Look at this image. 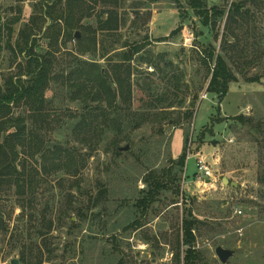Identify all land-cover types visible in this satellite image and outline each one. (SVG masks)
I'll return each instance as SVG.
<instances>
[{
    "label": "rangeland",
    "instance_id": "1",
    "mask_svg": "<svg viewBox=\"0 0 264 264\" xmlns=\"http://www.w3.org/2000/svg\"><path fill=\"white\" fill-rule=\"evenodd\" d=\"M42 1L0 0V89L21 62L14 51L18 31ZM80 2L85 28L97 29L109 12L119 24L117 30H96L98 50L85 59H95L110 73L124 51L132 55L130 46H143L131 61L133 106L129 110L118 101L106 133L82 138L70 123L83 111L67 89L50 84L45 98L51 125L41 128L38 121L37 133L68 146L72 156L62 169L48 168L44 174L40 159L30 160L28 165L42 174L33 194L20 196L7 186L0 190L5 225L0 264L12 259L21 264H183L185 248L178 241L188 211L197 221V264H222L217 247L233 251L226 264H264V0H207L209 9L223 12L212 27L194 15L187 0ZM177 28L175 36L161 41L158 35ZM78 33L85 38L88 32ZM36 40V52L52 56L55 66L68 59L66 51H77L75 40L64 44L63 34L56 41L40 35ZM209 48L226 60L236 78L221 102L207 92L210 72L203 60ZM168 103L175 107L163 112L160 107ZM91 107L96 109L97 102ZM13 114L25 115L26 108H12ZM238 116L259 131L233 120ZM174 133H183L182 150L207 157L215 187L199 179L191 156L186 173L172 166V186L142 213L134 205L143 197V178L178 158L173 156ZM116 145L129 148L117 154ZM223 177L235 186L224 185ZM135 220L139 228H129Z\"/></svg>",
    "mask_w": 264,
    "mask_h": 264
},
{
    "label": "trees",
    "instance_id": "2",
    "mask_svg": "<svg viewBox=\"0 0 264 264\" xmlns=\"http://www.w3.org/2000/svg\"><path fill=\"white\" fill-rule=\"evenodd\" d=\"M79 2V3H78ZM80 0H45L34 6V14L29 22L18 31L14 44V51L21 56V62L17 65V72L8 78L3 89H0V190L4 186L16 188L20 196L33 194L34 188L39 184L38 177L42 174L29 161L38 162L40 159V170L43 174L48 168L56 171L68 164L72 156V150L52 143L45 136L48 133H37L35 123L51 125L50 115L46 107L45 92L52 82L58 83L67 89L71 101L77 102L81 108V114L71 126L82 138L84 134L106 133L107 121L119 109L118 101L128 107L133 106V83L131 61L134 55L141 52L143 46H130L132 55L126 50L120 56L118 62L111 67L110 73L100 67L93 58L85 59L86 55L95 57L98 50L96 30L107 32L117 30L119 24L117 15L113 12L107 14V19L99 20L97 29L84 27L81 19L86 15L82 14ZM189 9L194 15L203 20L205 26H213L216 21L222 18L223 12L217 11L214 7L208 8L207 0H187ZM212 15H209L211 14ZM230 11L227 18L230 17ZM20 19H16L18 22ZM14 22V23H15ZM47 22H51L46 28ZM9 32L13 30L8 28ZM87 31V37L80 35L75 37L76 32ZM179 32V28L173 30L166 41ZM2 28L0 25V36ZM63 34L64 44L75 40L77 51H66L68 59L63 65L55 66L52 56L39 55L36 52L37 36L51 40H57ZM87 41V42H85ZM13 51V53H15ZM203 63L209 67L210 80L207 92L217 96L219 102L227 95L229 85L236 81L235 76L226 64V60L209 48L205 50ZM104 57L101 56V58ZM47 58H50L48 60ZM142 63H150L149 60L141 59ZM210 62V64H209ZM58 67V70L56 69ZM156 69H159L156 66ZM57 70V71H56ZM97 102L98 107H91ZM151 103V101L149 102ZM25 107L26 114L12 117V108ZM173 103L160 107L163 112L174 108ZM95 110L97 113H95ZM167 114V113H166ZM186 113V117H190ZM32 120L33 124L27 125ZM241 125H249L251 129L259 131V126H253L251 120L244 116L233 118ZM11 130L4 133V129ZM213 135V133H210ZM186 140V138L184 139ZM120 148V147H119ZM116 145V153L121 154ZM23 157L22 162L19 161ZM187 151L183 147L182 153L176 160L171 161L164 171H150L144 178L145 189L134 205L142 213H145L159 199L163 191L170 189L175 181L172 166H178L181 170L185 168ZM31 165V164H30ZM187 216L182 219L181 240L183 246V264H197L199 252L195 249L194 230L197 221L188 211ZM129 228H139V221L135 220L128 225ZM180 259V253H176L174 260ZM24 264V263H23Z\"/></svg>",
    "mask_w": 264,
    "mask_h": 264
},
{
    "label": "water",
    "instance_id": "3",
    "mask_svg": "<svg viewBox=\"0 0 264 264\" xmlns=\"http://www.w3.org/2000/svg\"><path fill=\"white\" fill-rule=\"evenodd\" d=\"M75 37L76 38L79 37V33L78 32H76ZM128 148L129 147L126 145L125 147L119 148V150H121V151H127ZM222 183L224 185L230 184L231 187H234L235 186V183H232V182L229 183V181L225 177H223ZM1 230H5L4 218L3 217H0V231ZM233 254H234L233 251L224 249L222 247H217L215 249V255H216V257L218 258V260L222 264H226V262L233 256ZM9 264H21V263H18V261L16 259H12V260L9 261Z\"/></svg>",
    "mask_w": 264,
    "mask_h": 264
},
{
    "label": "crops",
    "instance_id": "4",
    "mask_svg": "<svg viewBox=\"0 0 264 264\" xmlns=\"http://www.w3.org/2000/svg\"><path fill=\"white\" fill-rule=\"evenodd\" d=\"M152 24H153V20H152ZM152 28V27H151ZM154 29H152V33H154V31H153ZM172 32V31H171ZM170 32V33H171ZM169 33V34H170ZM156 34V33H155ZM169 34H165L164 36H161L162 34H160V35H158L159 37H168L169 36ZM181 134H182V136H183V133H174V143H173V156H174V158H177V157H179L180 156V154L182 153V146H183V144L181 145ZM179 144L181 145V146H179ZM179 146V148H177ZM181 147V148H180ZM197 153H201V152H195L194 154H191V153H187V158H186V161L192 156V157H194L195 158V155L197 154ZM184 170H185V173H186V162H185V168H184ZM198 177H199V179H201V176H199V175H197ZM215 183H216V181H215V179L214 178H212V179H207V178H205V180L203 181V184L205 185V186H209V188H214L215 187Z\"/></svg>",
    "mask_w": 264,
    "mask_h": 264
},
{
    "label": "built area",
    "instance_id": "5",
    "mask_svg": "<svg viewBox=\"0 0 264 264\" xmlns=\"http://www.w3.org/2000/svg\"><path fill=\"white\" fill-rule=\"evenodd\" d=\"M195 167L198 171V175L199 176H203L204 178L207 179H212L213 177V172L209 166V162L207 160V157L202 154V153H197L195 155ZM238 214H241V212L239 211Z\"/></svg>",
    "mask_w": 264,
    "mask_h": 264
}]
</instances>
